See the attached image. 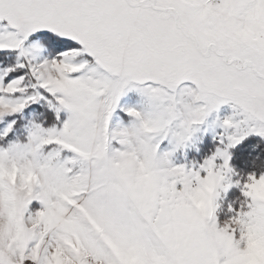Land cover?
I'll list each match as a JSON object with an SVG mask.
<instances>
[{"label": "snow or ice", "instance_id": "snow-or-ice-1", "mask_svg": "<svg viewBox=\"0 0 264 264\" xmlns=\"http://www.w3.org/2000/svg\"><path fill=\"white\" fill-rule=\"evenodd\" d=\"M0 264H264V0H0Z\"/></svg>", "mask_w": 264, "mask_h": 264}, {"label": "trees", "instance_id": "trees-1", "mask_svg": "<svg viewBox=\"0 0 264 264\" xmlns=\"http://www.w3.org/2000/svg\"><path fill=\"white\" fill-rule=\"evenodd\" d=\"M255 143V138H250L244 146L240 149L241 151L244 150V148H247L250 144Z\"/></svg>", "mask_w": 264, "mask_h": 264}, {"label": "rangeland", "instance_id": "rangeland-1", "mask_svg": "<svg viewBox=\"0 0 264 264\" xmlns=\"http://www.w3.org/2000/svg\"><path fill=\"white\" fill-rule=\"evenodd\" d=\"M229 111H230V109H228L227 106H223L221 109V114L226 115Z\"/></svg>", "mask_w": 264, "mask_h": 264}]
</instances>
